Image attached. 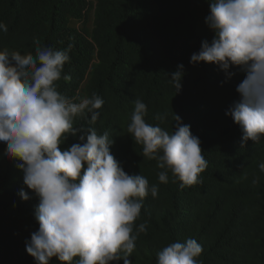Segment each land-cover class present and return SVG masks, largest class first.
<instances>
[{"label": "trees", "instance_id": "obj_1", "mask_svg": "<svg viewBox=\"0 0 264 264\" xmlns=\"http://www.w3.org/2000/svg\"><path fill=\"white\" fill-rule=\"evenodd\" d=\"M209 10L210 0H0V22L8 29L0 31V50L35 54L37 40L54 49L70 46L63 74L71 79L58 81V90L70 98L98 94L104 105L95 127L112 137L111 153L126 173L158 185L136 221H146L147 231L129 257L132 264H157L163 247L188 238L202 245V264H264V172L258 167L264 140L242 146L241 129L225 114L239 99L236 86L245 74L226 81L216 65L190 64L202 41L212 39L205 24ZM178 64L185 74L176 94L166 73ZM136 99L147 106V123H160L154 118L159 113L168 131L175 114L190 125L208 162L202 183L180 188L171 174L167 184L158 181L156 161L144 158L127 133ZM79 142L69 136L61 147ZM21 189L29 200L21 199ZM38 203L0 144V264H35L25 240L38 229ZM51 264L60 262L53 258Z\"/></svg>", "mask_w": 264, "mask_h": 264}, {"label": "clouds", "instance_id": "obj_2", "mask_svg": "<svg viewBox=\"0 0 264 264\" xmlns=\"http://www.w3.org/2000/svg\"><path fill=\"white\" fill-rule=\"evenodd\" d=\"M205 24L213 33L190 57L193 66L216 65L226 81L245 74L236 86L239 99L225 114L242 131V146L264 140V0H210ZM0 22V31L7 32ZM35 54L0 50V144L23 174V184L38 198L34 218L38 229L25 240L35 264H132L136 242L147 231V222L136 224L144 199L158 195L142 174H128L110 149L114 141L95 125L104 100L96 93L67 97L58 81L70 60V46L54 49L35 41ZM236 69L237 71H232ZM176 94L182 89L184 65L166 73ZM147 106L141 99L127 126L142 155L156 161L158 181L179 182L184 188L202 183L200 174L208 162L201 141L190 125L175 114L173 130L160 125L166 115L157 114L155 125L146 122ZM80 118L84 124H77ZM86 125V126H85ZM69 136L79 143L62 148ZM264 172V163H259ZM258 177L253 183L258 182ZM22 200L30 199L20 190ZM202 245L194 238L172 242L157 254V264H202Z\"/></svg>", "mask_w": 264, "mask_h": 264}, {"label": "rangeland", "instance_id": "obj_3", "mask_svg": "<svg viewBox=\"0 0 264 264\" xmlns=\"http://www.w3.org/2000/svg\"><path fill=\"white\" fill-rule=\"evenodd\" d=\"M88 25H90L91 26V21L89 22V24Z\"/></svg>", "mask_w": 264, "mask_h": 264}]
</instances>
